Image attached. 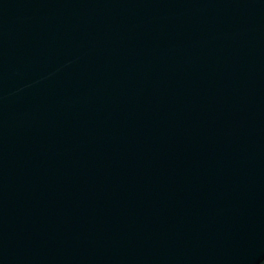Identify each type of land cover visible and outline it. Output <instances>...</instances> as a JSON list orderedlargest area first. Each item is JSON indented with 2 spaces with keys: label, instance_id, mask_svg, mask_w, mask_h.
<instances>
[{
  "label": "water",
  "instance_id": "1",
  "mask_svg": "<svg viewBox=\"0 0 264 264\" xmlns=\"http://www.w3.org/2000/svg\"><path fill=\"white\" fill-rule=\"evenodd\" d=\"M0 264H264V0H0Z\"/></svg>",
  "mask_w": 264,
  "mask_h": 264
}]
</instances>
